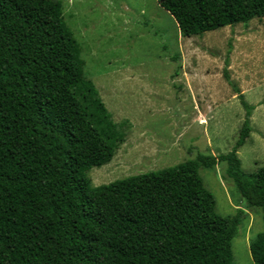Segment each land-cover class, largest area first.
<instances>
[{
    "label": "trees",
    "instance_id": "trees-1",
    "mask_svg": "<svg viewBox=\"0 0 264 264\" xmlns=\"http://www.w3.org/2000/svg\"><path fill=\"white\" fill-rule=\"evenodd\" d=\"M158 1L184 37L264 17V0ZM61 7L0 0V264H232L245 212L214 214L199 170L226 163L264 217V167L246 173L238 157L254 108L242 99L228 154L92 189L84 172L109 163L122 137L84 77ZM224 77L231 83L228 63ZM250 250L264 264V231Z\"/></svg>",
    "mask_w": 264,
    "mask_h": 264
},
{
    "label": "rangeland",
    "instance_id": "rangeland-1",
    "mask_svg": "<svg viewBox=\"0 0 264 264\" xmlns=\"http://www.w3.org/2000/svg\"><path fill=\"white\" fill-rule=\"evenodd\" d=\"M51 1L61 4L84 77L122 137L109 163L84 172L92 189L228 154L246 119L242 99L254 110L238 157L246 173L264 167V17L184 37L158 0ZM226 170V163L201 167L199 177L214 214L245 212L231 263L254 264L250 248L264 231L263 213L247 205Z\"/></svg>",
    "mask_w": 264,
    "mask_h": 264
}]
</instances>
